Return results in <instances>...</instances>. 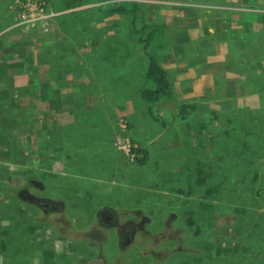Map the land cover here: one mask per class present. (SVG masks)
<instances>
[{
	"label": "rangeland",
	"instance_id": "1",
	"mask_svg": "<svg viewBox=\"0 0 264 264\" xmlns=\"http://www.w3.org/2000/svg\"><path fill=\"white\" fill-rule=\"evenodd\" d=\"M66 2L0 0V115L24 105L18 112L43 130L13 132L25 163L0 157L11 171L0 168V221L16 229L0 236V264H264V0ZM132 2L162 30L145 51L133 15L109 13ZM144 52L162 54L196 110L183 118V99L151 106L140 97ZM45 83L61 102H41ZM4 87L31 95L2 101ZM242 109L255 112L249 138ZM231 117L243 129L234 136ZM50 122L66 128L54 152ZM137 149L147 150L143 165ZM66 151L72 163L61 160ZM108 210L116 221L100 219Z\"/></svg>",
	"mask_w": 264,
	"mask_h": 264
},
{
	"label": "trees",
	"instance_id": "2",
	"mask_svg": "<svg viewBox=\"0 0 264 264\" xmlns=\"http://www.w3.org/2000/svg\"><path fill=\"white\" fill-rule=\"evenodd\" d=\"M89 0H67L66 2V8L71 9V8H75L78 6L83 5L84 3H86ZM252 3H257V0H249ZM137 3L132 2V3H124L123 5H111L109 8V13H117L119 15H122L124 17H128L130 15H133V19L131 22V26L130 28L132 29V32L134 33L136 38V42L138 45L141 46V50L145 51V49L149 46L151 48V46L153 47L155 44H151L154 40H156L159 36L160 39L161 36V27H159L156 23L150 21L147 22L145 20V18L143 17L142 11L140 9V7L138 8ZM140 11V15H142L140 17L139 22H137L135 20V14H137V12ZM130 19V18H129ZM3 27V26H2ZM2 29V28H0ZM233 32L236 33V35L240 38H244V36H239L238 35V31L232 29ZM257 37H262L264 38V29L259 30L257 32ZM246 38H252V37H248L246 35ZM123 53L128 54L129 53V49H123ZM144 55L148 57L146 65H145V69L141 72V79L145 80L147 83V86H145L143 89L140 90V87L137 89V92H140V97L142 99L145 100L146 103L150 104L151 106L153 104H157L159 103L160 99H170V98H174V89H173V84L170 82L168 74L166 73V71L161 68L157 62L155 61L152 53L150 52V55L144 52ZM261 65V64H260ZM262 73V72H261ZM125 76H122L121 74H119L118 76L120 78H118L119 83L121 85V90L124 91L126 89L125 85H123V81H125L124 79L126 78ZM35 89L40 88L41 86L37 85H33ZM43 93L41 94V96H39V99H41V102H54L55 104H58L59 102H61V98L58 97V99L53 100L50 99L47 95V90L50 89L49 85L47 83L43 84ZM40 90V89H39ZM57 91V90H56ZM135 91V90H134ZM12 93H19L22 96H26L29 97L31 95V91L30 89H23V88H12L11 91L7 90L4 87V90H2V93L5 98L2 101H5L6 99H10L12 102L16 101L13 94ZM233 96V95H232ZM20 98V97H18ZM143 100V101H144ZM40 101V100H39ZM150 106V107H151ZM10 107V109H9ZM25 107L24 105L20 106ZM18 106H11L10 104L7 105V109L8 111L5 112L4 114L0 115V143L2 145H4L2 148H0V157H3L2 162H8L10 163H25V159L28 157L27 155L23 156L21 154L22 151L25 150V146H21L19 144V146H17L16 144V138H14L13 132L18 129L20 131H22L23 134L26 133H30V131H32V133H35L39 136L42 135L43 130H41L40 128H37V124H31V117H29V115L27 114V110L24 108L21 111L18 112L19 108ZM232 107L234 109L237 108L236 103H232ZM189 109H194L196 110L197 107H195L194 105L192 106H187V105H183L180 107V114L182 115V117L184 118V115L188 114V110ZM199 109V108H198ZM241 111H243L238 117L240 118L241 116L244 117L246 119V121L249 123V125L247 127L243 129L239 126H235L236 122L235 120L231 117L230 121H228V124L230 126V131L226 132V133H231V135H236V132H243V136L241 137H245V138H249L251 137L250 134H252V130L250 129V123L251 121L255 120V112H253L254 114H252L250 116V118L247 116L248 115V109H242ZM18 112V113H15ZM257 114H261V109L259 111L256 112ZM150 114H152L150 112ZM37 122V121H36ZM257 122H263L264 121H257ZM242 124H244L243 120H241ZM52 126V127H51ZM55 126L58 127V132H56L55 134H52L50 137V146H53L51 148L52 152L55 151L56 146L57 145H62V139L64 141V137L63 135L61 136V130H65L66 128L62 127V126H58L56 124V122H50V127L53 129ZM131 124H128V127H131ZM201 127H204V124H201ZM35 128V130H34ZM250 133V134H249ZM57 134V135H56ZM27 144L29 143L28 141H26ZM66 142V141H64ZM39 147L42 148H46L47 146V142H39L38 143ZM136 153H138V155L136 156V158L134 159L135 162H137L138 164L143 165L146 158H147V152L143 149H137ZM48 155V153L46 154V156ZM64 156V155H63ZM60 157L61 160L65 158L66 163H72V160H75V153L72 151H66V154L64 157ZM64 161V160H63ZM0 168L2 169L3 173H11L10 170H8L5 166H1ZM191 170L194 171V173L196 174V177H198V175L200 174H204V170L203 168H197L196 170L192 169ZM0 178H1V174H0ZM201 182V181H198ZM245 210V207L242 208V212ZM48 211H46L44 213V215L47 214ZM2 218L7 217L5 215V213L1 214ZM5 221V220H2ZM11 219H9V223L7 224L5 222V224H2V222L0 221V231L4 232L3 234L0 233L1 237H5L7 235V231L8 228L11 229V231L13 233L16 232L15 227L11 226ZM102 226H104L103 223H100ZM33 227V226H31ZM198 233V231H197ZM6 234V235H5ZM81 240V237L79 239V241ZM5 243L4 242H0V246L5 247ZM193 263H199V261L197 260H193Z\"/></svg>",
	"mask_w": 264,
	"mask_h": 264
},
{
	"label": "crops",
	"instance_id": "3",
	"mask_svg": "<svg viewBox=\"0 0 264 264\" xmlns=\"http://www.w3.org/2000/svg\"><path fill=\"white\" fill-rule=\"evenodd\" d=\"M147 22H148V20H147ZM158 25V24H157ZM116 30H118V26H117V28H116ZM159 37V36H158ZM158 42H159V40H158V38L156 39V40H154L151 44H158ZM160 43V42H159ZM152 55H153V57H155V58H157V60H158V65L161 67V68H163L164 70H166V66L168 65L166 62H164L163 61V58H160L161 56H162V54H160V53H155V54H153L152 53ZM144 57V62H145V65H146V62H147V59H148V57L147 56H143ZM175 64H177L176 62H175ZM178 65V64H177ZM144 70V69H143ZM142 70V71H143ZM141 71V72H142ZM177 71V70H176ZM182 73V72H181ZM168 77H169V80H170V82L173 84V82H172V78H173V75H169L168 74ZM204 78L206 79L207 78V76L206 75H204ZM196 81H199V80H196ZM195 81V82H196ZM177 86H178V84H173V89H174V98L173 99H183V103H182V105L181 106H183V105H187V106H192V104H193V102L192 101H190V102H186L185 101V99L186 98H181V95H182V97H184V95L183 94H181L180 92H178L177 90H176V88H177ZM183 86H186V89L187 88H189V91L191 90V87H192V89H193V84H184ZM181 94V95H180ZM180 106V107H181ZM180 107H179V109H180ZM128 109H130V106L128 105V107H127ZM179 112V117H182V115L180 114V111H178ZM150 113V112H149ZM157 114H159L160 115V112L158 113H156V114H149L150 116V118L152 119V118H154ZM153 137H155V136H153ZM147 145H151V144H149L148 142H147ZM146 150V149H145ZM146 152H147V150H146Z\"/></svg>",
	"mask_w": 264,
	"mask_h": 264
},
{
	"label": "flooded vegetation",
	"instance_id": "4",
	"mask_svg": "<svg viewBox=\"0 0 264 264\" xmlns=\"http://www.w3.org/2000/svg\"><path fill=\"white\" fill-rule=\"evenodd\" d=\"M44 207L47 208L48 205L45 204ZM37 208H38V207H37ZM102 217H104V221H105V222L113 221V219H114V221H116V220H115V216H113V214H112L111 212H109V210H108V211H105V212H102V214L100 215V219H101ZM111 223L113 224V223H115V222H111ZM103 224H104V223H103ZM127 230L130 231V227H128ZM124 239H125V238H124ZM125 240H126V239H125ZM126 241H127V240H126ZM122 242H123V241H122Z\"/></svg>",
	"mask_w": 264,
	"mask_h": 264
}]
</instances>
